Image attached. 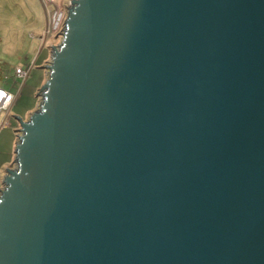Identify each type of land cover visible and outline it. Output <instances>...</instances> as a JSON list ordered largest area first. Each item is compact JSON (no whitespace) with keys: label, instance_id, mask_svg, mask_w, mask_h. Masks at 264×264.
I'll return each instance as SVG.
<instances>
[{"label":"water","instance_id":"1","mask_svg":"<svg viewBox=\"0 0 264 264\" xmlns=\"http://www.w3.org/2000/svg\"><path fill=\"white\" fill-rule=\"evenodd\" d=\"M68 7L0 264H264V0Z\"/></svg>","mask_w":264,"mask_h":264},{"label":"rangeland","instance_id":"2","mask_svg":"<svg viewBox=\"0 0 264 264\" xmlns=\"http://www.w3.org/2000/svg\"><path fill=\"white\" fill-rule=\"evenodd\" d=\"M47 26L48 16L42 4L34 7L30 0H0V86L16 96L10 121L0 129V193L7 169L17 165L15 148L22 131L13 114L28 119L39 108L37 92L49 74L44 65L50 61L52 43L61 39L59 32L52 30L46 42H41ZM31 64L25 80L15 76L16 65L26 68Z\"/></svg>","mask_w":264,"mask_h":264},{"label":"built area","instance_id":"3","mask_svg":"<svg viewBox=\"0 0 264 264\" xmlns=\"http://www.w3.org/2000/svg\"><path fill=\"white\" fill-rule=\"evenodd\" d=\"M43 6L45 7L46 14L48 16V26L43 30V39H41L43 43L46 42L48 39V35H50L53 31L59 32L63 25L66 22V17L68 16L69 12V5L71 4V0H41ZM57 34V33H56ZM61 39L52 44L58 45L63 39V32H59ZM52 48V46H51ZM52 57V52L50 53V60ZM48 60V59H47ZM50 62V61H49ZM33 67V64L29 65L28 67L24 68L22 65L15 66V76L22 78L25 80ZM39 94V106L40 103L43 101V93ZM15 94L11 91L5 89L4 87L0 86V129L5 124L9 123L10 121V110L12 105L15 101ZM41 98V101H40ZM17 166V165H16ZM16 166L14 168H16Z\"/></svg>","mask_w":264,"mask_h":264},{"label":"crops","instance_id":"4","mask_svg":"<svg viewBox=\"0 0 264 264\" xmlns=\"http://www.w3.org/2000/svg\"><path fill=\"white\" fill-rule=\"evenodd\" d=\"M29 1V0H28ZM31 3L34 5V7L38 4H42V1L41 0H30ZM43 5V4H42ZM4 179V178H3Z\"/></svg>","mask_w":264,"mask_h":264}]
</instances>
